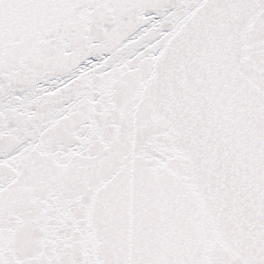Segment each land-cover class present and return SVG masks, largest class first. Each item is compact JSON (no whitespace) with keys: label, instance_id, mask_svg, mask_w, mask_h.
Listing matches in <instances>:
<instances>
[{"label":"snow or ice","instance_id":"snow-or-ice-1","mask_svg":"<svg viewBox=\"0 0 264 264\" xmlns=\"http://www.w3.org/2000/svg\"><path fill=\"white\" fill-rule=\"evenodd\" d=\"M0 264H264V0H0Z\"/></svg>","mask_w":264,"mask_h":264}]
</instances>
